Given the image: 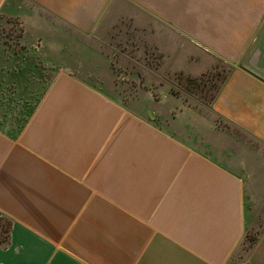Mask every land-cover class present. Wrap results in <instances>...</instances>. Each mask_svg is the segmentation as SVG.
Masks as SVG:
<instances>
[{
	"label": "crops",
	"instance_id": "crops-1",
	"mask_svg": "<svg viewBox=\"0 0 264 264\" xmlns=\"http://www.w3.org/2000/svg\"><path fill=\"white\" fill-rule=\"evenodd\" d=\"M120 1L0 0L21 44L57 69L21 129L0 127V264H225L264 205V0H181L146 23L172 72L232 65L210 108L245 139L187 106L159 127L71 71L101 63L67 30L93 35ZM246 264H264V228Z\"/></svg>",
	"mask_w": 264,
	"mask_h": 264
},
{
	"label": "rangeland",
	"instance_id": "rangeland-1",
	"mask_svg": "<svg viewBox=\"0 0 264 264\" xmlns=\"http://www.w3.org/2000/svg\"><path fill=\"white\" fill-rule=\"evenodd\" d=\"M114 2L93 35L67 30L82 51L77 53L80 59H86V56L92 59L89 54L86 55L87 51L101 63L94 67L74 66L71 71L123 106L140 112L159 127H164L169 116L178 108L187 106L197 116L245 139V135L222 122L210 108L211 99L232 65L217 60L211 69L191 77L187 75L204 67L184 61L181 63L183 73L172 72L165 67L161 54L149 42L146 23L151 22L153 28L158 23L148 15L151 12L162 15L166 12L164 4L175 6L181 0H124L120 1L119 13L117 2ZM153 2L158 4V8H152V11L150 5ZM20 36L19 21L0 17V127L11 133L21 129L57 70L45 67L36 50L29 51L21 44ZM159 39L172 49L176 48L173 40L170 41L171 38L165 34ZM184 51L185 48H180L176 52L177 60L182 58ZM249 208L248 223L225 264H246V255L264 228V205L254 204ZM8 225V219L0 216V232ZM3 235L0 233V237Z\"/></svg>",
	"mask_w": 264,
	"mask_h": 264
},
{
	"label": "trees",
	"instance_id": "trees-1",
	"mask_svg": "<svg viewBox=\"0 0 264 264\" xmlns=\"http://www.w3.org/2000/svg\"><path fill=\"white\" fill-rule=\"evenodd\" d=\"M218 90V89H217ZM216 90V92H217ZM215 92V93H216ZM214 97V96H213ZM213 99V98H212ZM211 99V100H212ZM8 230H9V225L3 230V232H0V233H4L3 236L0 237V246H3L5 245V243L7 242L8 240Z\"/></svg>",
	"mask_w": 264,
	"mask_h": 264
}]
</instances>
